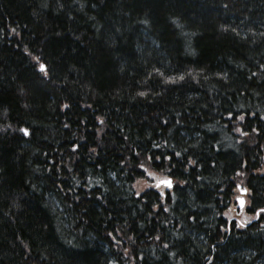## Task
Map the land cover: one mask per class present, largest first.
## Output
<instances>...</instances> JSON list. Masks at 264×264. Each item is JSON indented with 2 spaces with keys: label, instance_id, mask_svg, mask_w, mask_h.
Returning <instances> with one entry per match:
<instances>
[{
  "label": "trees",
  "instance_id": "trees-1",
  "mask_svg": "<svg viewBox=\"0 0 264 264\" xmlns=\"http://www.w3.org/2000/svg\"><path fill=\"white\" fill-rule=\"evenodd\" d=\"M260 209L264 0H0V264H264Z\"/></svg>",
  "mask_w": 264,
  "mask_h": 264
},
{
  "label": "snow or ice",
  "instance_id": "snow-or-ice-1",
  "mask_svg": "<svg viewBox=\"0 0 264 264\" xmlns=\"http://www.w3.org/2000/svg\"><path fill=\"white\" fill-rule=\"evenodd\" d=\"M41 68L43 69L44 68V65H41ZM240 119H243V117H240ZM23 131L25 132V134H27V129H24ZM237 131H239V129H237ZM177 155H179V154H177ZM141 167H143V166L141 165ZM159 183L167 184L169 187H171V181L168 180V179L162 180ZM259 211L260 212H264V209H260Z\"/></svg>",
  "mask_w": 264,
  "mask_h": 264
},
{
  "label": "rangeland",
  "instance_id": "rangeland-1",
  "mask_svg": "<svg viewBox=\"0 0 264 264\" xmlns=\"http://www.w3.org/2000/svg\"><path fill=\"white\" fill-rule=\"evenodd\" d=\"M244 190V192L242 193V189L240 190V194H238L237 195V199H236V205H238V202H237V200H238V198H240V197H242L243 198V205H242V207L239 209L240 211L244 208V205H245V199H244V194H245V189H243Z\"/></svg>",
  "mask_w": 264,
  "mask_h": 264
},
{
  "label": "water",
  "instance_id": "water-1",
  "mask_svg": "<svg viewBox=\"0 0 264 264\" xmlns=\"http://www.w3.org/2000/svg\"><path fill=\"white\" fill-rule=\"evenodd\" d=\"M243 192H244V190H242V193ZM237 202H238V208L240 209L243 205V198L242 197L238 198Z\"/></svg>",
  "mask_w": 264,
  "mask_h": 264
}]
</instances>
